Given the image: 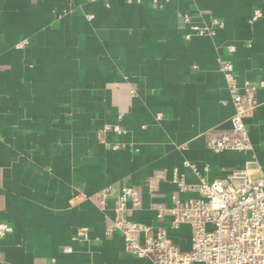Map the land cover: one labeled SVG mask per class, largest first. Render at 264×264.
Instances as JSON below:
<instances>
[{
    "label": "crops",
    "instance_id": "crops-1",
    "mask_svg": "<svg viewBox=\"0 0 264 264\" xmlns=\"http://www.w3.org/2000/svg\"><path fill=\"white\" fill-rule=\"evenodd\" d=\"M193 25L214 33L187 38ZM226 61L240 87L264 81V0H0V222L13 227L0 264H154L108 232L125 186L140 191L133 220L190 250L170 209L198 193L173 177L264 176V87L245 120L253 149L207 145L235 112Z\"/></svg>",
    "mask_w": 264,
    "mask_h": 264
},
{
    "label": "built area",
    "instance_id": "built-area-1",
    "mask_svg": "<svg viewBox=\"0 0 264 264\" xmlns=\"http://www.w3.org/2000/svg\"><path fill=\"white\" fill-rule=\"evenodd\" d=\"M95 1V0H88ZM159 4L160 0H153ZM262 10L256 8L251 22L262 17ZM186 24L192 16L181 13ZM217 25L223 23L215 21ZM213 27L193 25V35H210ZM22 44H25L22 43ZM222 71L228 82L235 112L231 128L208 136L207 145L216 153L224 151L248 152L253 149L246 119L259 106L257 91L264 87V81H246L242 87L237 83L234 66L222 62ZM105 132L123 133L118 126H106ZM179 193L196 192L197 198L181 199L177 194L170 209L173 226L189 225L192 231V247L182 250L163 227L154 228L135 221L132 211L141 206L140 191L125 186L116 200V217L108 232L117 230L123 236L125 250L138 258L151 259L154 264H264V176L252 178L249 168L234 170L224 178L209 180L202 178L198 185L186 183L176 175ZM106 191L104 197L110 195ZM13 231V227L0 222V239ZM76 238L87 240L85 230ZM2 256L0 253V262Z\"/></svg>",
    "mask_w": 264,
    "mask_h": 264
}]
</instances>
